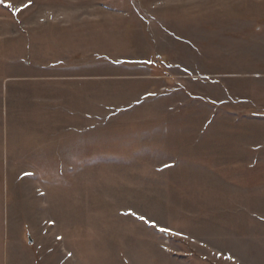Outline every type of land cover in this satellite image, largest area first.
Masks as SVG:
<instances>
[{
  "label": "rangeland",
  "instance_id": "rangeland-1",
  "mask_svg": "<svg viewBox=\"0 0 264 264\" xmlns=\"http://www.w3.org/2000/svg\"><path fill=\"white\" fill-rule=\"evenodd\" d=\"M26 2H0V264H264V0Z\"/></svg>",
  "mask_w": 264,
  "mask_h": 264
},
{
  "label": "snow or ice",
  "instance_id": "snow-or-ice-1",
  "mask_svg": "<svg viewBox=\"0 0 264 264\" xmlns=\"http://www.w3.org/2000/svg\"><path fill=\"white\" fill-rule=\"evenodd\" d=\"M0 2H3V0H0ZM32 2H33V0H27L26 3L22 4L19 8H16L14 11H15V12H20L22 9H26L27 7H29V6L32 4ZM6 6H7V7H11L10 4H9V5H6ZM149 63H151V62H149ZM165 167H168V165H165ZM24 175L31 176L32 173H24ZM130 214H131V215H136L134 212H130ZM139 219H141V220H145L146 223H151L152 226L155 227V223L146 220L145 217L140 216ZM159 231L164 232V233H169L170 235H173V236H181V235H182V234L179 233V232H171V230H170V229H167V228H160ZM184 238L186 239L187 237H184ZM58 239H59V237H58ZM217 255L219 256L220 253H217ZM224 258H225V259H229V260H232V259H233V257H231L230 255H229V256H225Z\"/></svg>",
  "mask_w": 264,
  "mask_h": 264
}]
</instances>
